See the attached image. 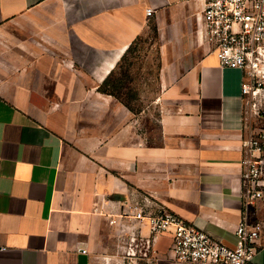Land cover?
I'll return each mask as SVG.
<instances>
[{
	"label": "crops",
	"instance_id": "crops-1",
	"mask_svg": "<svg viewBox=\"0 0 264 264\" xmlns=\"http://www.w3.org/2000/svg\"><path fill=\"white\" fill-rule=\"evenodd\" d=\"M204 1L0 0V264H123L119 215L136 195L237 243L243 73L206 42ZM152 18L157 138L102 90ZM171 245L157 236L158 261L140 264H185Z\"/></svg>",
	"mask_w": 264,
	"mask_h": 264
},
{
	"label": "built area",
	"instance_id": "built-area-1",
	"mask_svg": "<svg viewBox=\"0 0 264 264\" xmlns=\"http://www.w3.org/2000/svg\"><path fill=\"white\" fill-rule=\"evenodd\" d=\"M203 4L205 40L219 66L243 73L240 95L248 136L241 177L231 190L244 207L235 231L237 243L214 241L150 197L136 195L119 215L126 223L121 224L118 246L123 264L158 261L154 241L164 234L172 236L174 261L185 264H250L264 249V219L258 217L259 203L264 201V0H205ZM147 15H152L150 9ZM144 226L149 235L143 233Z\"/></svg>",
	"mask_w": 264,
	"mask_h": 264
},
{
	"label": "rangeland",
	"instance_id": "rangeland-1",
	"mask_svg": "<svg viewBox=\"0 0 264 264\" xmlns=\"http://www.w3.org/2000/svg\"><path fill=\"white\" fill-rule=\"evenodd\" d=\"M144 32L103 90L122 100L133 113L141 115L143 129L157 138L162 114L161 105L156 103V97L162 91L159 86L161 55L153 18L148 21V28Z\"/></svg>",
	"mask_w": 264,
	"mask_h": 264
},
{
	"label": "trees",
	"instance_id": "trees-1",
	"mask_svg": "<svg viewBox=\"0 0 264 264\" xmlns=\"http://www.w3.org/2000/svg\"><path fill=\"white\" fill-rule=\"evenodd\" d=\"M135 42H136V41H135ZM135 42H134V43H135ZM134 43L128 48V50H127L125 56L130 52V50L132 49ZM125 56H124V57H125ZM124 57H123V58H124ZM123 58H122V60H123ZM106 84H107V81H106L105 84L103 85L102 90H103V88L105 87ZM103 91L106 92L105 90H103ZM113 95H114V94H113Z\"/></svg>",
	"mask_w": 264,
	"mask_h": 264
}]
</instances>
